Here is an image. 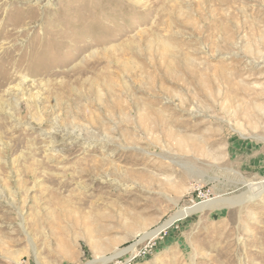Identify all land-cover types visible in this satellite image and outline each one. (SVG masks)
Instances as JSON below:
<instances>
[{
	"label": "rangeland",
	"instance_id": "obj_1",
	"mask_svg": "<svg viewBox=\"0 0 264 264\" xmlns=\"http://www.w3.org/2000/svg\"><path fill=\"white\" fill-rule=\"evenodd\" d=\"M0 68V264H89L206 201L109 264H264V0H0Z\"/></svg>",
	"mask_w": 264,
	"mask_h": 264
},
{
	"label": "bare ground",
	"instance_id": "obj_2",
	"mask_svg": "<svg viewBox=\"0 0 264 264\" xmlns=\"http://www.w3.org/2000/svg\"><path fill=\"white\" fill-rule=\"evenodd\" d=\"M8 36V35H6ZM10 39V38H9ZM6 43V42H5ZM10 50V49H9ZM8 51V50H7ZM9 52V53H8ZM6 52V55L7 54H10V51ZM13 52V51H12ZM4 53V57H7ZM7 59H9V57H7ZM7 62V61H6ZM10 64L12 65L13 62L12 60H8V64L4 67L5 70H9V67H10ZM3 66V65H2ZM24 67V66H23ZM1 69V68H0ZM2 70V69H1ZM9 74V73H8ZM10 76V75H9ZM14 76V75H13ZM28 78V77H27ZM26 77H24L23 75V78L22 80H20V83L17 85H12L10 88H15L17 89V92L20 91V89L25 86L24 83L26 82L27 80ZM10 78L7 77V76H4L3 78V82L0 81V85H4ZM12 81H14V79H12ZM16 81V80H15ZM19 81V80H18ZM9 86V85H8ZM7 86V87H8ZM2 87V86H1ZM4 88V87H3ZM7 89V88H6ZM26 89V88H25ZM1 90V89H0ZM13 94V93H12ZM6 101V100H5ZM7 103V101H6ZM4 104V103H3ZM54 129H58L55 127H53ZM81 133V132H80ZM81 135V134H80ZM79 136H76V137H80ZM85 136V135H84ZM82 138V137H81ZM74 139V138H73ZM254 191V190H253ZM264 191V184L262 185H257L255 187V192L252 196H250L246 201H252L258 197L261 196L262 192ZM4 197V194L0 193V200L3 199ZM2 201V200H1ZM208 201L206 202H199V203H196L192 206H187V207H184L183 209H181L178 214L173 217L171 220H168L166 223H164L163 225L159 226L158 228L152 230V231H149V232H146L145 234H143L142 236H140L141 238H139L138 240H136L130 247L128 248H125V249H122V250H118L114 255L112 254V256H103V257H99L97 260L89 263V264H109L110 262H112L113 260H115L120 254L122 253H126V252H130L131 253V256L134 257V255L136 254L137 252V247L140 243L144 242L145 240H154L156 237H158L161 233H163L166 229L170 228L171 226H173V224L175 222H178V221H181V220H184L186 219L188 216H190L192 213L194 214V212L196 211H202V209L206 208L208 206L209 203H207ZM130 256V257H131Z\"/></svg>",
	"mask_w": 264,
	"mask_h": 264
}]
</instances>
